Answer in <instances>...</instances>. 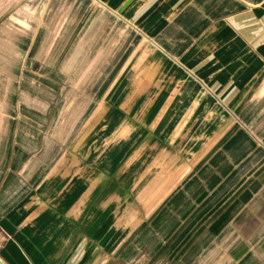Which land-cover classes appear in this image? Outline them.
<instances>
[{"label": "crops", "instance_id": "obj_1", "mask_svg": "<svg viewBox=\"0 0 264 264\" xmlns=\"http://www.w3.org/2000/svg\"><path fill=\"white\" fill-rule=\"evenodd\" d=\"M4 264H264V0H0Z\"/></svg>", "mask_w": 264, "mask_h": 264}, {"label": "rangeland", "instance_id": "obj_2", "mask_svg": "<svg viewBox=\"0 0 264 264\" xmlns=\"http://www.w3.org/2000/svg\"><path fill=\"white\" fill-rule=\"evenodd\" d=\"M7 78H10L7 76L4 72H0V95H8V96H14L16 92V87L13 86H7L5 84H2L1 82L5 81Z\"/></svg>", "mask_w": 264, "mask_h": 264}, {"label": "water", "instance_id": "obj_3", "mask_svg": "<svg viewBox=\"0 0 264 264\" xmlns=\"http://www.w3.org/2000/svg\"><path fill=\"white\" fill-rule=\"evenodd\" d=\"M0 264H4V263L0 260Z\"/></svg>", "mask_w": 264, "mask_h": 264}]
</instances>
